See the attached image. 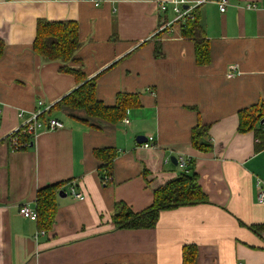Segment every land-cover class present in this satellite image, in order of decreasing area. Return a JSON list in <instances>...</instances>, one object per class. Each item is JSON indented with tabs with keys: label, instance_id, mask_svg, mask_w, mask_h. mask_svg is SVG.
I'll return each instance as SVG.
<instances>
[{
	"label": "crops",
	"instance_id": "0c3cea01",
	"mask_svg": "<svg viewBox=\"0 0 264 264\" xmlns=\"http://www.w3.org/2000/svg\"><path fill=\"white\" fill-rule=\"evenodd\" d=\"M163 1L0 0V264H185L192 246L196 264H264L256 185L264 183V149L257 151L258 125L238 130L240 111L264 103V0H227L224 13L221 0H202L207 66L196 63L179 26L158 33L173 18L160 12ZM39 20L78 23L81 48L70 66L95 80L98 101L113 107L119 93L138 94L141 106L117 124L64 107L51 116L63 129L43 130L28 149L13 151L8 136L39 101L54 106L78 87L61 63L34 52ZM231 65L239 69L234 78ZM199 125L208 151L192 145ZM138 137H152L155 147ZM107 149L116 157L104 185L106 163L94 152ZM180 156L192 162L208 203L163 211L151 229L114 230L115 204L136 213L152 206L156 190L187 173ZM58 183L67 196L58 195L53 230L37 236V220L19 209L36 211L38 191Z\"/></svg>",
	"mask_w": 264,
	"mask_h": 264
},
{
	"label": "trees",
	"instance_id": "16d2710c",
	"mask_svg": "<svg viewBox=\"0 0 264 264\" xmlns=\"http://www.w3.org/2000/svg\"><path fill=\"white\" fill-rule=\"evenodd\" d=\"M195 20L187 21L180 26L182 36L194 43L196 63L199 66H207L210 63V41L204 28L200 24L199 12L196 9ZM81 48L79 25L74 21L49 22L39 20L37 34L33 45L34 52L46 62H59L63 66L61 71L74 76L78 87L69 95L51 107L48 115L62 108H67L76 116L83 115L90 118H98L113 124L123 121L129 110L141 106L138 94L119 93L113 107H107L96 98L95 80H87V77L79 68H73L70 63L76 62V54ZM47 116V115H46ZM44 116V118L46 117ZM264 103L252 106L239 113V132L253 130L257 125L256 138L258 139L257 151L264 149ZM207 132L206 127L199 125L193 129L192 145L201 151H208L211 146L203 142ZM23 137L22 140H26ZM96 157L106 163L102 166V182L106 177H111V165L116 157L113 149L97 150ZM192 162L187 173L168 181L154 192L152 206L142 212H134L126 203L115 204L112 216L114 230H140L151 229L157 225L159 215L163 211L178 209L181 207L197 206L208 203V197L199 185L197 177L191 173ZM64 183L42 188L37 193L36 212L37 222L41 231L53 230L58 213L57 198L63 189ZM196 247H186L183 253L185 264H196Z\"/></svg>",
	"mask_w": 264,
	"mask_h": 264
},
{
	"label": "built area",
	"instance_id": "2783aa9c",
	"mask_svg": "<svg viewBox=\"0 0 264 264\" xmlns=\"http://www.w3.org/2000/svg\"><path fill=\"white\" fill-rule=\"evenodd\" d=\"M90 1L96 7L101 6L103 0H83ZM206 1H196L194 5L190 4L189 0H169L159 3V10L163 14L170 13L172 19L162 23L161 27L158 29L159 32H168L173 33L176 26L185 25L187 21L195 20V10L198 6L202 5ZM228 5L227 0H221L219 3L220 11L224 13ZM250 9L257 10L258 7L256 4L249 6ZM239 75V69L237 65H231L229 67L228 77L234 78ZM52 106L45 105L42 101L38 102V107L32 113H30L29 118L17 127L7 138L8 145L13 151H22L28 149L33 145V142L38 137L41 131L43 130H59L64 128L63 122L53 119L48 115ZM47 115V116H46ZM44 116H46L44 118ZM20 119H24V113L20 112L18 114ZM129 121L125 120V124H128ZM264 125V122L262 123ZM264 129V127H263ZM23 137H26V140H22ZM145 148H154V139L152 137L147 138V141L143 144ZM178 165L185 171H188L190 166V160L186 156H180L177 159ZM105 181L107 183L111 182V177H106ZM257 190H258V203L264 204V183L261 180L256 181ZM72 196L75 199H81L82 193L77 192L75 186H73ZM20 215L25 218L31 219L32 221L37 220V213L35 210L30 209L27 205H22L19 209ZM46 234L45 231H40L38 235ZM37 238V237H36ZM241 264V263H240Z\"/></svg>",
	"mask_w": 264,
	"mask_h": 264
},
{
	"label": "water",
	"instance_id": "95a60500",
	"mask_svg": "<svg viewBox=\"0 0 264 264\" xmlns=\"http://www.w3.org/2000/svg\"><path fill=\"white\" fill-rule=\"evenodd\" d=\"M264 121H262V123H263ZM137 141H138V143H140V144H143V143H145L146 141H147V139L145 138V137H138L137 138ZM172 161L176 164V159H172ZM59 196L61 197V198H65L66 196H67V194L66 193H64V192H61L60 194H59Z\"/></svg>",
	"mask_w": 264,
	"mask_h": 264
}]
</instances>
